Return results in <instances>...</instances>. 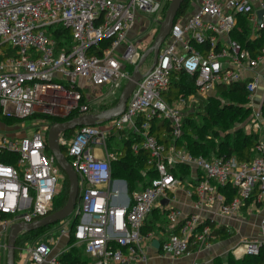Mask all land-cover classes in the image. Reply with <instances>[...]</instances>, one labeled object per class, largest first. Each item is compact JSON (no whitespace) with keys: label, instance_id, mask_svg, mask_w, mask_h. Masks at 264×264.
<instances>
[{"label":"built area","instance_id":"built-area-1","mask_svg":"<svg viewBox=\"0 0 264 264\" xmlns=\"http://www.w3.org/2000/svg\"><path fill=\"white\" fill-rule=\"evenodd\" d=\"M170 1L0 0V113L21 120L0 123L6 128L0 129V156L12 161H0V235H7L13 224L51 214L64 184L61 168L46 148L51 118L64 122L72 114L75 118L113 107L101 108L117 102L132 72L128 67L133 70L147 48L128 38L130 29L144 18L141 27L150 23L152 43ZM243 23L246 44L264 40V0H189V9L175 19L161 44L156 64L141 72L123 114L103 123L102 131L99 125L82 126L69 138L65 132L58 135L78 177L79 199L68 218L17 249V264H67L62 255L78 246L91 259L85 264H148L142 229L154 208L166 218L167 231L158 241L160 256L178 259L210 249L216 235L206 222H214L216 214L239 223L260 216L257 234L232 246L234 259L264 249V45L249 50L233 38L243 32ZM103 41L109 44L100 47ZM180 72L195 78L194 93L167 102L163 95L171 75ZM78 80L103 88L96 100L82 95ZM238 82H246L251 109L243 130L260 134L250 161L194 156L149 135L150 121L157 119L169 122L174 139L180 137L187 100L205 101L216 96L217 87ZM26 120L31 122L28 127ZM125 129L141 136L132 151H146L157 175L119 204L114 201L123 197L120 184L125 182L111 178L115 155L106 151L105 141ZM92 143L105 151L103 160L90 152ZM180 165L188 168L186 192L196 197V208L210 205L213 216L185 214L161 204L184 181L174 174ZM230 188L235 191L232 198ZM74 217L78 222L71 228ZM224 226L228 235L234 232Z\"/></svg>","mask_w":264,"mask_h":264},{"label":"trees","instance_id":"trees-1","mask_svg":"<svg viewBox=\"0 0 264 264\" xmlns=\"http://www.w3.org/2000/svg\"><path fill=\"white\" fill-rule=\"evenodd\" d=\"M189 9V0H185L180 6L177 17L179 18L185 14ZM243 22V21H242ZM243 32H238L233 35L240 44H243L249 50H255L256 48L264 45L262 37L260 40H255L246 44L248 29L243 23ZM61 32V31H60ZM59 33V32H58ZM57 33V34H58ZM262 33V32H261ZM264 34V33H263ZM61 36V33L57 35ZM109 44V41H103L100 47H105ZM88 54L100 55L101 50H89ZM129 71H132V67H128ZM169 90L163 95L164 100L171 102L173 99L179 96L186 97L194 93V81L195 78L184 72L171 75ZM246 82H238L230 86H219L216 88V96L209 97L204 101L202 114V124H196L194 116L187 113L181 122V135L174 139L172 136V129L170 124L166 120L153 119L150 121V127L148 128L149 135L153 136L159 143L168 146L174 144L176 149H184L194 156H202L210 158L213 156H225L234 157L237 161H250L254 155L251 152V148L257 143L260 138L259 133L246 134L242 129H235L236 125L250 114L251 109L248 107L247 92L245 90ZM83 95V92H82ZM84 96V95H83ZM221 100L224 101L221 104ZM116 101L108 104L107 106H101V108H108L115 105ZM264 111V103L262 105ZM76 114L70 115L67 120L74 118ZM53 122L59 121V119L51 118ZM21 122L19 119L4 116L0 113V123L14 124ZM74 133V130H70L64 133L66 138H69ZM117 140V147L111 149L110 145H107L108 141ZM141 139L139 134L130 132L128 129L117 131V133H111L106 140V148L109 153L115 155L114 160L110 162L111 178L121 179L126 182L127 191L132 194L135 191H140L144 186L154 177H156V171L154 167L148 163V153L144 150L133 152L131 146L138 143ZM61 152L67 161H70L69 156L64 148H61ZM0 161L11 163L10 160H4L0 156ZM64 176V184L61 192L55 197L53 208L51 213L60 210L67 201L68 195V179L65 173L61 170ZM174 172V171H173ZM178 175L180 180L188 175V168L180 165L174 172ZM141 176H148L147 179H140ZM222 188H220L221 190ZM224 189V188H223ZM227 194L230 198L235 196L233 189H228ZM79 195V194H78ZM79 199V196L77 200ZM153 212V210H152ZM150 214H155V213ZM78 222V217H74L71 222V228ZM207 225L213 229V233L216 235V242L226 239L232 234L228 235V228L224 225H218L215 227L214 222H206ZM46 227L38 228L31 232H23L15 239V261L17 259L18 248L23 245L24 242L32 240L41 234ZM151 225H144L142 229V235L146 236L148 232H151ZM70 238V243H72ZM62 260L67 264H85L90 261V257L84 253L83 248L78 246L74 247L70 252L62 255ZM226 264H264V249H261L258 255H244L242 259H234L231 254H228L225 258ZM213 264H223L222 259L218 258L213 261Z\"/></svg>","mask_w":264,"mask_h":264},{"label":"water","instance_id":"water-1","mask_svg":"<svg viewBox=\"0 0 264 264\" xmlns=\"http://www.w3.org/2000/svg\"><path fill=\"white\" fill-rule=\"evenodd\" d=\"M184 1L185 0H171L169 2L152 43L141 53L138 61L133 66L130 78L123 86L118 100L113 107L102 110L96 114L81 115L64 122L57 121L51 124L47 133L46 148L52 154L55 162L65 173L68 179L67 201L60 210L53 212L41 219L35 220L28 224H13L10 226L7 233L5 264H15V237L18 233L22 231L31 232L41 227L53 225L68 218L72 214L75 202L78 198V177L72 166L61 152V148L58 144V135L70 130H75L76 128L82 126H98L123 114L129 95L134 89L136 83L142 78L143 74L141 73L140 68L144 65L148 57H150L152 60L151 66L148 70H150L156 64L159 48L169 34V31L177 17L178 10ZM260 15L261 12H259V16ZM161 204L166 205V199H163ZM151 246L155 249H159V242L157 240H152Z\"/></svg>","mask_w":264,"mask_h":264},{"label":"crops","instance_id":"crops-1","mask_svg":"<svg viewBox=\"0 0 264 264\" xmlns=\"http://www.w3.org/2000/svg\"><path fill=\"white\" fill-rule=\"evenodd\" d=\"M143 22H146L144 18H141L138 20V22L130 29L129 33L131 32V36L136 35L140 33L141 24ZM149 41V40H148ZM148 43L146 42L145 45ZM152 61V60H151ZM84 84L89 85L87 81L84 80ZM91 85V84H90ZM92 86V85H91ZM95 88V87H94ZM83 95L86 97V99L89 100H96L99 93H101V90L99 88H95V90L84 89L82 88ZM258 95V94H257ZM177 98L173 99L172 101L176 100ZM130 132L131 130L128 129ZM107 151V148H106ZM90 152L93 153L98 159L103 160L105 157V151L101 149V147L95 143H92L90 145ZM108 152V151H107ZM109 153V152H108ZM114 160V159H113ZM184 179H188L187 176ZM112 180H121V179H112ZM124 181V180H122ZM125 182V181H124ZM123 183V182H122ZM107 186H103V188L106 189ZM109 187V185H108ZM123 196L120 199L115 200V203L123 204L125 202V198L129 196V193L127 191V185L126 182L121 185ZM188 185H181L177 187L172 193L169 194L168 199H166L167 204L164 206H167L169 208H177L181 210L185 214H191L196 213L199 216L203 218H209L212 215V212L215 211L214 208L210 205H202L198 208H196V197L193 194H187ZM160 210L157 208H154L152 213L150 214L145 224L151 225L152 229L151 232H148L146 236H143V246L144 250L146 251L148 255V264H188L191 261L195 260L197 264H213V261L215 259L220 258L223 261V264L225 263V257L230 253V250L232 246L242 237H250L257 234V223L260 219L259 214L257 216H254L249 220L247 223H239L234 219L223 217L219 214L214 215V222L216 225H230L233 230L234 234L230 237L219 240L215 242L212 247L208 250L201 251L199 253H195L192 255H187L178 259H172L170 257H163L160 256L157 249L153 248L151 246L152 240L160 241L162 239V236H164L166 229V218L164 214L159 212ZM161 218L165 219V225H160ZM144 224V225H145ZM250 229H249V227ZM6 242H7V235H0V264H5L6 260ZM63 243V242H62ZM231 254V253H230ZM17 259L15 261V264H17Z\"/></svg>","mask_w":264,"mask_h":264},{"label":"rangeland","instance_id":"rangeland-1","mask_svg":"<svg viewBox=\"0 0 264 264\" xmlns=\"http://www.w3.org/2000/svg\"><path fill=\"white\" fill-rule=\"evenodd\" d=\"M149 27H150V23L142 25V27L140 29V33L131 36V32H130V33H128V38L131 39L135 44H138L139 46L141 45V49H144L145 47L148 48L150 46V44H151V42H150V44L148 43L149 37L147 35V30H149ZM146 42L148 43L147 45H145ZM151 63H152L151 58L148 57L147 60L145 61L144 65L140 68V71L142 73L146 72L149 69V67L151 66ZM78 85L80 87L84 88V89H88L89 88L91 90V92H92V90H95V88L93 86H91L90 84L89 85L84 84V80H78ZM259 93H261V90H259ZM221 102H222L221 104L224 103L223 100H221ZM203 105H204V101L200 100L199 98H197V102L196 103H191L190 101L187 100L186 108L188 110V113H190V114H192L194 116V120H195L196 124H198V125L202 124V119L201 118H202V114L204 112ZM249 116H251V115L249 114L246 117V119H244V121L238 123L236 125V127L234 129L230 130V131L233 132L235 129H238V128L243 130V128H245L244 127V125L246 124L245 122L248 120ZM30 123H31L30 120H26L25 121V124H26L27 127L30 126ZM3 125H7V124H3ZM104 126H105L104 124H101L98 127L102 131V130H104ZM0 129H6V128L1 126V124H0ZM7 131H9V130L7 129ZM30 131H31V128L27 131V133H29ZM115 133H117V131H115ZM105 143H106V141H105ZM107 145H110L111 149L116 148L117 147L116 146L117 145V140L115 139L113 142L112 141H108ZM147 178H148V176H141L140 179L143 181V179H147ZM187 182H188V180L184 179L182 185L183 186L186 185ZM160 221H161L160 225H165V219L161 218ZM247 222H249V221H247ZM247 222H245V223H247ZM249 223H251V222H249ZM249 229H250V227H249ZM218 259L221 260L220 258H218Z\"/></svg>","mask_w":264,"mask_h":264}]
</instances>
